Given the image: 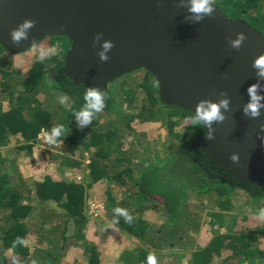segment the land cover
<instances>
[{"label": "trees", "instance_id": "obj_1", "mask_svg": "<svg viewBox=\"0 0 264 264\" xmlns=\"http://www.w3.org/2000/svg\"><path fill=\"white\" fill-rule=\"evenodd\" d=\"M211 2L229 19L243 20L264 35V0ZM70 48L66 37L46 39V53L20 71L12 58L25 52L9 54L0 46V264H61L68 243L85 248L84 264H99L98 253L85 241L88 192L96 188H105L109 222L138 244L123 251L118 264H147L150 254L157 264H181L175 248L186 249L185 264H264V225L252 228L242 215L227 218L240 195L258 214L264 186L239 181L215 164L198 146L204 127L191 113L165 105L145 69L129 72L138 75L117 87L108 85L119 77L110 82L105 108L81 129L73 113L83 107L88 87L64 74ZM61 124L65 134L50 144L57 151L47 159L54 170L28 184L14 155L30 156L39 135ZM154 124L165 130L162 144L151 145L143 130ZM37 203L60 212L41 207L34 228L29 219ZM117 207L133 217L130 223L115 214ZM203 218L209 219L211 238L200 243ZM18 237L27 243L14 246Z\"/></svg>", "mask_w": 264, "mask_h": 264}, {"label": "water", "instance_id": "obj_2", "mask_svg": "<svg viewBox=\"0 0 264 264\" xmlns=\"http://www.w3.org/2000/svg\"><path fill=\"white\" fill-rule=\"evenodd\" d=\"M191 7L192 0H0V46L16 55L66 37L64 74L76 85L105 91L116 78L145 69L165 105L194 117L202 101L228 100L222 121L200 122L198 146L237 180L264 186V108L257 117L244 111L250 85L259 84L264 96V79L253 66L264 55V35L212 2V13L199 21ZM25 21L33 26L16 43L11 33ZM240 33L245 39L237 49L232 41ZM105 42L113 44L106 62L100 59Z\"/></svg>", "mask_w": 264, "mask_h": 264}, {"label": "rangeland", "instance_id": "obj_3", "mask_svg": "<svg viewBox=\"0 0 264 264\" xmlns=\"http://www.w3.org/2000/svg\"><path fill=\"white\" fill-rule=\"evenodd\" d=\"M45 41L44 40L40 45L36 46L33 49L21 54L16 55L12 58V62L14 66L20 70L24 71L26 66L29 65L30 60L34 57L42 56L46 53L45 49ZM138 74H124L120 76L115 82H112L108 85V88H114L119 86L121 83H124L126 80H130ZM136 83L140 82V78L136 77ZM42 98V97H40ZM145 133H147L149 142L153 143L154 140H157L159 144L163 143V139L165 136V130L160 128L157 124L151 125L143 129ZM51 143L41 138L39 139V143H36L32 154L30 156L22 154L14 155L16 157V165L18 174L27 181L28 184L32 185L34 182L39 181L43 178V176L49 172L54 170V167L47 164V159L49 158V154H55L56 149L50 147ZM160 146V145H159ZM14 148V143L11 149ZM44 152V153H43ZM86 173V172H85ZM67 177H71L67 175ZM77 180L82 179V174H75L73 177ZM104 191L105 188H96L95 190H90L88 192L89 196L86 202V230H85V241L90 243L92 249L96 251L99 255V264H118L119 256L123 251H134L137 247L136 241H134L129 236L119 232L114 228V226L109 222L106 217V213L104 210L103 200H104ZM89 203L95 204L96 208L91 209ZM233 210L231 213L227 215H236V216H246L250 218V227L259 228V225H264V219L259 218L258 214L251 211L249 207L246 206V197L244 195H240L235 198L232 202ZM35 212L33 217L31 218H39V210L42 207V204L37 203L34 205ZM47 212H60L59 209L55 208V206L48 204V206L42 207ZM152 223H155L156 218H148ZM209 222L208 218H203L202 227L198 233L197 241L200 243H204L211 238V231L209 230L207 223ZM247 224V225H248ZM217 228V227H215ZM72 231V227L69 228ZM220 232H224V229H221ZM33 243H30L32 245ZM43 247H45L43 245ZM184 248H175L173 251L175 252V258L181 264H185ZM84 251L85 248L80 247H72L71 244L68 243V247L64 250V256L62 257L61 264H84ZM217 261H214L216 264ZM219 262V261H218ZM245 264V263H244Z\"/></svg>", "mask_w": 264, "mask_h": 264}, {"label": "clouds", "instance_id": "obj_4", "mask_svg": "<svg viewBox=\"0 0 264 264\" xmlns=\"http://www.w3.org/2000/svg\"><path fill=\"white\" fill-rule=\"evenodd\" d=\"M191 11L196 14V20L199 21L206 15H210L213 11L211 7V0H192ZM33 26V22L25 21L22 25H20L17 29L13 30L11 35L14 42L19 43L22 39H27V29ZM245 39V35L240 33L238 38L235 41H232V47L239 49L242 41ZM113 47L111 42H105L103 44L104 51L100 53V59L102 61H107L109 57L106 53ZM257 69V76L260 79H264V55H260L255 59L254 65ZM259 84L250 85L247 89L249 94V103L244 109L245 114L251 115L252 117H257L260 115V109L264 108V96H261L258 92ZM106 92L101 91L96 87H88L86 94L84 96V105L83 107L74 112L73 115L78 122V126L83 129L92 124L93 117L96 113L101 112L106 106ZM60 102L62 104L67 103V97H61ZM229 108L228 100H221L219 103H212L208 101H202L197 108V115L194 117V122L199 124L201 121L206 122L208 125H211L213 122L222 121L224 119L221 109L227 111ZM65 126L64 125H56L51 127L50 132L45 131V138L50 143H55L57 139L62 138L65 134ZM211 139V136L208 137ZM232 160L237 161V157L234 155ZM115 214L119 216H123L127 222H131L133 217L122 208H115ZM258 216L261 219H264V208H261L258 212ZM27 241L23 238L18 237L14 242V246L24 245ZM13 264H18L17 261H13ZM35 264V262H33ZM147 264H157V259L154 254H150L147 257Z\"/></svg>", "mask_w": 264, "mask_h": 264}, {"label": "crops", "instance_id": "obj_5", "mask_svg": "<svg viewBox=\"0 0 264 264\" xmlns=\"http://www.w3.org/2000/svg\"><path fill=\"white\" fill-rule=\"evenodd\" d=\"M29 221H32L33 227L36 228L38 223H40V218H30Z\"/></svg>", "mask_w": 264, "mask_h": 264}, {"label": "built area", "instance_id": "obj_6", "mask_svg": "<svg viewBox=\"0 0 264 264\" xmlns=\"http://www.w3.org/2000/svg\"><path fill=\"white\" fill-rule=\"evenodd\" d=\"M41 138L46 139L44 133H41V134L39 135V139H41ZM46 140H47V139H46ZM89 206H90L91 209L97 207V206H95V204H93V203H89Z\"/></svg>", "mask_w": 264, "mask_h": 264}]
</instances>
